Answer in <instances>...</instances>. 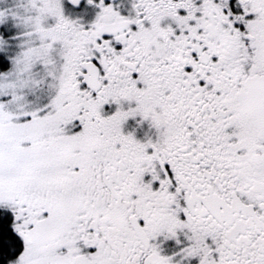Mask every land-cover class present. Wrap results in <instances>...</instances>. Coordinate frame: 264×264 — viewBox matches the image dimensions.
Wrapping results in <instances>:
<instances>
[{
    "label": "snow or ice",
    "instance_id": "snow-or-ice-1",
    "mask_svg": "<svg viewBox=\"0 0 264 264\" xmlns=\"http://www.w3.org/2000/svg\"><path fill=\"white\" fill-rule=\"evenodd\" d=\"M0 264H264V0H0Z\"/></svg>",
    "mask_w": 264,
    "mask_h": 264
}]
</instances>
